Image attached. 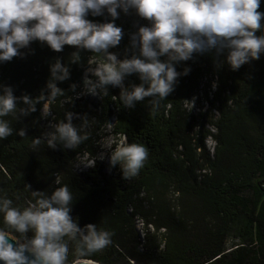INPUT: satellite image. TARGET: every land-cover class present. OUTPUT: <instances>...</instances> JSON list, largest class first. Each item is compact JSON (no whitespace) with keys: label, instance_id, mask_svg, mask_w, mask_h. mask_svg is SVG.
<instances>
[{"label":"trees","instance_id":"trees-1","mask_svg":"<svg viewBox=\"0 0 264 264\" xmlns=\"http://www.w3.org/2000/svg\"><path fill=\"white\" fill-rule=\"evenodd\" d=\"M258 11L264 12V0ZM118 12L115 24L123 36L108 51L122 61L139 55V47L132 46L139 26L134 9ZM88 18L97 23L112 19L107 13ZM226 55L212 49L176 63L181 75L175 90L161 100L146 97L132 107L123 104L122 93L142 83L136 74L126 76L121 89L105 85L99 115L76 98L86 87L91 59L108 63L104 52L67 45L56 52L40 41L20 49L11 61L0 63V94L11 88L17 98L16 109L2 118L13 131L0 139V199H10L11 207L22 212L67 186L73 220L81 229L92 224L109 232L111 243L81 257L80 235L66 236L65 264L81 259L99 264H264V55L238 71L230 69ZM57 61L68 69L63 81L52 76ZM49 82L61 94L52 97ZM201 93L211 110L193 116L187 102ZM47 104L54 116L48 125L42 114ZM69 114L75 128L79 116L107 127L115 117L116 136L148 149L139 174L123 179L117 164L118 176L104 174L98 166L81 178L75 162L85 154L96 157L95 131L78 132L87 139L74 150L68 151L65 143L50 146V135L59 137L56 130L68 123ZM209 140L216 143L213 152ZM0 231L27 245L34 236L31 229L17 232L2 212Z\"/></svg>","mask_w":264,"mask_h":264},{"label":"clouds","instance_id":"clouds-1","mask_svg":"<svg viewBox=\"0 0 264 264\" xmlns=\"http://www.w3.org/2000/svg\"><path fill=\"white\" fill-rule=\"evenodd\" d=\"M261 3L262 0H0V63L11 61L33 41L44 42L56 52L66 45L104 52L108 63L103 71L96 72L101 85L119 86L126 76L133 74L142 82L121 95L123 104L132 107L146 97H168L181 75L175 64L188 61L194 52L226 51V63L232 71L259 60L264 55V12L258 11ZM118 9L124 13L134 9L149 22L132 37V46L139 47V55L122 61L108 51L117 47L123 36V30L115 24ZM105 13L112 18L111 22L97 23L88 18ZM57 72L62 75L57 76ZM187 73L186 69L183 74ZM52 76L63 81L68 78V69L57 61ZM48 87L52 97L61 94L54 83L49 82ZM24 102H30L28 97H24ZM16 105L12 89L5 88L0 94V139L12 134L8 121L2 118L13 112ZM56 131L69 148L87 139L78 134L71 114L68 123H61ZM50 146L54 145L50 142ZM148 155L142 144H124L112 153L111 165L120 164L123 179H129L139 174ZM72 199L67 186L58 188L48 198L37 199L22 212L11 207L10 199H0V212L8 225L19 233L30 229L34 232L29 244L22 245L10 242L13 237L0 231V262L65 264L68 246L62 239L69 235H80L81 257L106 248L111 234L92 224L81 229L70 215ZM26 251L35 258L29 259ZM75 264L94 262L81 259Z\"/></svg>","mask_w":264,"mask_h":264},{"label":"rangeland","instance_id":"rangeland-1","mask_svg":"<svg viewBox=\"0 0 264 264\" xmlns=\"http://www.w3.org/2000/svg\"><path fill=\"white\" fill-rule=\"evenodd\" d=\"M136 18L138 20L139 28L148 26L149 22L147 20L139 17L137 14H136ZM104 64H106V62L102 60L91 59L89 63V69L86 71V77H87L86 87L80 90V93L76 98V100H79L82 103L88 105L92 111H95L99 115L102 112L101 107L104 104L103 93L105 92V85H101L100 78L96 75V72L98 70L103 71ZM204 83H206V80ZM123 86L124 83L122 82L121 85L114 86V88L118 90L121 89ZM90 88H92L93 91H89ZM203 89L205 88L203 87ZM186 108L188 112L193 116L208 114L209 111L211 110L210 104L206 102L204 93H201L198 96L197 95L194 96L192 100L187 102ZM112 111L113 114L116 112L113 108ZM42 114L46 120L45 121V123H47L46 125H48V123L51 122V120L54 118L51 111L49 110L48 104L44 107ZM214 114L217 115V113ZM79 119L80 120L76 124L77 132L91 133L92 131H95L97 142L95 144V147L93 148V151L95 152L96 157L93 159L86 154L79 156L75 162V167H74L75 172L81 178H86L88 174H91L92 172L96 171L99 166L100 168L103 169L104 174L118 176L119 173L114 168L115 166L111 165V156L115 150H117L122 145L127 144V140L124 137L115 135L114 133V125L116 123L115 117L112 119V123L108 127L102 126L99 124L97 120H92L87 117L79 116ZM51 125L53 124L51 123ZM208 128L212 132L215 131L213 127H208ZM49 140L53 144L65 143L55 134L50 135ZM76 147L77 145H74L71 148L66 146V149L69 151V150H74ZM207 147L211 152H213L214 148L216 147V143L212 140H209L207 142ZM137 225H138V231L140 235H142L143 224L140 221H138ZM16 239L22 245H27L24 240L18 238Z\"/></svg>","mask_w":264,"mask_h":264},{"label":"water","instance_id":"water-1","mask_svg":"<svg viewBox=\"0 0 264 264\" xmlns=\"http://www.w3.org/2000/svg\"><path fill=\"white\" fill-rule=\"evenodd\" d=\"M9 235H10V234H9ZM10 236H11V235H10ZM11 237H13V236H11ZM10 242L21 244V243L18 242V240H17L16 238H14V237H13V240H11ZM25 255L29 256V259H34V258H35L32 254L28 253L27 251L25 252ZM91 261H92V260H91ZM92 262H94V264H99V263H96L95 261H92ZM0 264H3V262H0Z\"/></svg>","mask_w":264,"mask_h":264}]
</instances>
